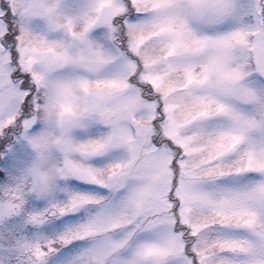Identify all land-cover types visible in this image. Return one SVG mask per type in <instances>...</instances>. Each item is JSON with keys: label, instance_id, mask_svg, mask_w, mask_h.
<instances>
[{"label": "snow or ice", "instance_id": "obj_1", "mask_svg": "<svg viewBox=\"0 0 264 264\" xmlns=\"http://www.w3.org/2000/svg\"><path fill=\"white\" fill-rule=\"evenodd\" d=\"M0 264H264V0H0Z\"/></svg>", "mask_w": 264, "mask_h": 264}]
</instances>
